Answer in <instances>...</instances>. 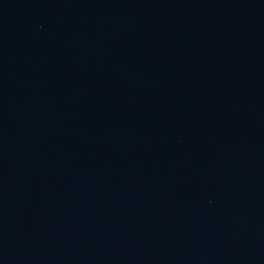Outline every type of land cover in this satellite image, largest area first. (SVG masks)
<instances>
[{
  "label": "water",
  "instance_id": "1",
  "mask_svg": "<svg viewBox=\"0 0 264 264\" xmlns=\"http://www.w3.org/2000/svg\"><path fill=\"white\" fill-rule=\"evenodd\" d=\"M0 264H264V0H0Z\"/></svg>",
  "mask_w": 264,
  "mask_h": 264
}]
</instances>
